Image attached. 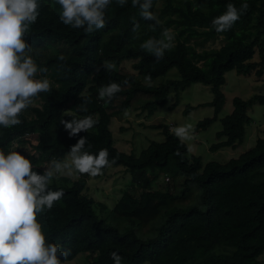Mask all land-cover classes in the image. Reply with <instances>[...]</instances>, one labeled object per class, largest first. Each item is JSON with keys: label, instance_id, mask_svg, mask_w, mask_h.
<instances>
[{"label": "trees", "instance_id": "1", "mask_svg": "<svg viewBox=\"0 0 264 264\" xmlns=\"http://www.w3.org/2000/svg\"><path fill=\"white\" fill-rule=\"evenodd\" d=\"M229 3L238 9L247 3L248 9L230 30L217 33L212 20ZM39 4L37 21L29 25L25 40L38 68H47L37 78L46 75L51 91L34 98L19 125L0 126V149L19 151L42 174L53 159L64 160L70 146L84 136V151L107 149L109 167L120 166L132 177L111 207L86 193L90 175L52 179L49 188L64 195L37 214V220L48 242L71 250L63 264L79 253L88 264H115L113 251L121 264H264L263 137L224 163L202 164L200 156L187 155L186 143L171 130L173 123H143L159 129L164 140L149 141L138 155L118 148L110 126L125 111L150 118L158 107L173 108L180 92L199 82L213 94L208 103L213 115L195 126L206 129L224 104L221 86L227 71L254 74L264 84V0H163L159 8L158 0H152V11L161 21L154 31L149 27L154 22L143 20L131 0L123 7L112 0L105 27L90 33L63 24L57 0ZM164 29L174 33V46L157 60L141 44L161 38ZM107 63L113 68L106 69ZM172 68L179 78L153 84ZM110 82L118 83L121 91L111 100L101 98L100 89ZM171 92L174 101L169 103ZM254 102L264 105V91L232 98V110L220 118L222 128L210 150L242 143ZM194 107L186 106L184 113ZM89 115L98 123L78 136L70 137L61 123ZM162 175L166 185H155Z\"/></svg>", "mask_w": 264, "mask_h": 264}, {"label": "clouds", "instance_id": "2", "mask_svg": "<svg viewBox=\"0 0 264 264\" xmlns=\"http://www.w3.org/2000/svg\"><path fill=\"white\" fill-rule=\"evenodd\" d=\"M112 0H57L60 5V21L72 28L86 32L99 31L105 27V11ZM120 7L127 0H116ZM133 7H139L143 20L154 22L150 30L160 25L157 14L152 11V0H131ZM39 0H0V126L4 128L19 125L20 115L33 103L41 92L51 91V81L46 77L47 68H38L30 55L32 47L25 40L29 25L37 21ZM248 9L247 3L238 9L229 3L226 11L213 18L212 27L217 33L226 32ZM135 27H138L136 25ZM135 30V29H134ZM175 35L164 29L161 38H149L141 48L151 53L157 60L164 57L166 50L174 46ZM60 60L65 57L61 55ZM104 67L113 68L111 63ZM151 83L150 75L145 77ZM121 91V86L110 82L99 91L101 98H111ZM85 102L88 98L85 97ZM86 110V109H85ZM68 135L78 136L87 132L96 123L92 116L62 120ZM173 134L181 141L190 137L191 125L173 127ZM87 139L81 136L70 146L64 160L53 159L43 172L33 170L32 161L13 149H0V264H63V258L70 255V249L62 248L46 240L37 214L51 209L60 200L62 190H51L49 184L57 175L96 176L110 166L107 149L96 154L84 151ZM179 155V152H177ZM115 264H121V257L113 251Z\"/></svg>", "mask_w": 264, "mask_h": 264}, {"label": "rangeland", "instance_id": "3", "mask_svg": "<svg viewBox=\"0 0 264 264\" xmlns=\"http://www.w3.org/2000/svg\"><path fill=\"white\" fill-rule=\"evenodd\" d=\"M163 0H158L157 8ZM128 65H131V63ZM179 78V73L175 68L169 69L162 77L153 80V84H159L164 79ZM225 101L219 113L218 119L212 122L206 129H196L197 122L213 115V107L208 103L212 99V91L209 85L203 83H193L182 90L173 108L167 105L158 107L155 113L146 118L143 114L137 116L136 113L125 111L121 115H116L111 119V130L116 145L122 151L138 155L151 140L163 141L164 135L159 129H151L143 123H159L160 121L168 124L173 123L174 127L191 125L190 139L184 141L188 148V156H200L202 164L208 161L226 162L228 159L237 157L240 153L252 147L258 137L264 138V105L254 102L248 108L250 122L245 126V133L242 143L236 148L223 147L218 150H210V145L217 141L215 133L222 128L220 118L229 114L232 110V98L239 96L243 99L251 95L264 91V84L261 78L254 74L238 75L236 71L230 70L225 73V82L221 86ZM169 103L174 101L172 92L170 93ZM204 104V105H200ZM195 106L187 113H184L186 106ZM200 105V106H199ZM33 153V152H32ZM37 158V153H33ZM67 157V156H66ZM164 175L158 178L155 183L165 186ZM132 177L120 166L109 167L97 176H90L86 193L92 196L95 202L106 203L111 207L121 196L123 189L129 188ZM169 182V181H167ZM139 191H135L138 195ZM264 258V253L262 255ZM65 264H88L84 253L77 256ZM148 264V263H144Z\"/></svg>", "mask_w": 264, "mask_h": 264}, {"label": "built area", "instance_id": "4", "mask_svg": "<svg viewBox=\"0 0 264 264\" xmlns=\"http://www.w3.org/2000/svg\"><path fill=\"white\" fill-rule=\"evenodd\" d=\"M172 128V126H170V129Z\"/></svg>", "mask_w": 264, "mask_h": 264}]
</instances>
